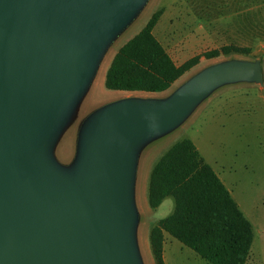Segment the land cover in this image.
Returning <instances> with one entry per match:
<instances>
[{
    "label": "water",
    "instance_id": "obj_1",
    "mask_svg": "<svg viewBox=\"0 0 264 264\" xmlns=\"http://www.w3.org/2000/svg\"><path fill=\"white\" fill-rule=\"evenodd\" d=\"M147 0H0V264H140L133 177L143 143L213 90L264 82V61L230 60L168 97L97 110L72 170L52 142L112 41Z\"/></svg>",
    "mask_w": 264,
    "mask_h": 264
},
{
    "label": "rangeland",
    "instance_id": "obj_2",
    "mask_svg": "<svg viewBox=\"0 0 264 264\" xmlns=\"http://www.w3.org/2000/svg\"><path fill=\"white\" fill-rule=\"evenodd\" d=\"M161 10L154 33L176 66L195 59L193 66L170 87L157 93L114 95L100 82L108 57L140 30L151 14ZM222 47L232 50L223 54ZM218 51L211 57L210 53ZM230 60L264 61V0H147L104 54L97 79L75 102L54 136L51 154L56 163L72 170L82 138L93 114L119 98L161 99L202 69ZM190 139L215 169L239 209L250 222L253 239L245 264H264V82H235L213 90L173 130L151 139L136 153L133 186L145 214L140 264H155L148 243V226L166 216L168 198L158 209L147 204L151 165L172 144ZM171 212V211H170ZM142 220V219H141ZM167 264H207L176 239ZM139 242V240H138ZM139 244V243H138Z\"/></svg>",
    "mask_w": 264,
    "mask_h": 264
},
{
    "label": "trees",
    "instance_id": "obj_3",
    "mask_svg": "<svg viewBox=\"0 0 264 264\" xmlns=\"http://www.w3.org/2000/svg\"><path fill=\"white\" fill-rule=\"evenodd\" d=\"M160 15L161 10L151 14L138 33L119 47L105 72V89L163 92L193 66L194 58L176 66L152 34ZM166 197L173 198V212L158 220L148 237L155 264H165L163 232L207 264H245L253 239L251 224L190 139L172 144L150 171L148 206L154 209Z\"/></svg>",
    "mask_w": 264,
    "mask_h": 264
},
{
    "label": "crops",
    "instance_id": "obj_4",
    "mask_svg": "<svg viewBox=\"0 0 264 264\" xmlns=\"http://www.w3.org/2000/svg\"><path fill=\"white\" fill-rule=\"evenodd\" d=\"M156 26V25H155ZM155 28V27H154ZM154 28H153V30H152V34L154 35V37L156 38V36H155V31H154ZM139 31V30H138ZM138 31H137V33H138ZM157 39V38H156ZM158 40V39H157ZM159 41V40H158ZM159 43H160V41H159ZM124 44V43H123ZM122 45V44H121ZM120 45V46H121ZM119 46V47H120ZM119 47L117 48V50L119 49ZM117 50L116 51H114L109 57H108V60H107V62H106V64L104 65V67L102 68V71H101V77H100V82H101V84H103L104 83V76H105V72H106V70H107V68H108V66H109V64H110V62H111V59H112V57L114 56V54L117 52ZM101 68V67H100ZM97 77H98V75L96 76V78L95 79H97ZM95 81V80H94ZM103 86H104V84H103ZM105 88V87H104ZM107 90V89H106ZM109 91H111L114 95H117V96H122L121 94H124V93H128V92H125V91H115V90H109ZM180 141V140H179ZM194 144V143H193ZM195 146V145H194ZM197 149V148H196ZM168 150V149H167ZM167 150H165L163 153H165ZM200 154V153H199ZM162 156V155H161ZM160 156V157H161ZM200 156L203 158V160L208 164V162L204 159V157L200 154ZM159 157V158H160ZM158 158V159H159ZM157 159V160H158ZM156 160V161H157ZM156 161L151 165V168H150V170H149V174H150V171H151V169H152V167H153V165L156 163ZM210 165V164H209ZM211 166V165H210ZM212 168V167H211ZM213 169V168H212ZM214 170V172L216 173V175L219 177V179L222 181V183L224 184V181L220 178L221 176L219 175V173L215 170V169H213ZM149 174H148V180H149ZM224 186H225V184H224ZM226 187V186H225ZM228 191H229V193H230V195H231V191L228 189V188H226ZM147 192H148V185H147ZM137 196H136V191H135V200H136V208H137V211H138V213H139V215H140V217H141V219L142 220H140V222H139V224H138V226H137V237H138V240H139V245H140V243H141V248H142V231H143V226L145 225V214L142 212V210L139 208V206H138V204H137V198H136ZM232 197V196H231ZM168 198H171L172 200H173V198L172 197H166L162 202H161V204L158 206V207H156V208H154V209H158V208H160L163 204H164V202L168 199ZM171 202L169 201V203L167 204V207H166V210H167V215L166 216H163L162 218H165V217H167L168 215H170L172 212H173V209H174V201H173V208H172V210H171ZM152 209V208H151ZM171 211V212H170ZM162 218H158V219H156L154 222H152V225L151 226H148L147 227V229H146V231L148 232V237H149V232H150V230H151V228L158 222V220H160V219H162ZM174 238L173 237H171L168 233H166V232H163V244H162V250H163V259H164V262H165V264H167V257L170 259L171 258V252L173 251V249H172V244H174L173 243V240ZM148 243H149V241H148ZM149 249H150V247H149Z\"/></svg>",
    "mask_w": 264,
    "mask_h": 264
}]
</instances>
